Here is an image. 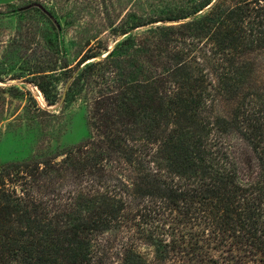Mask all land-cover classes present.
<instances>
[{"label": "trees", "instance_id": "trees-1", "mask_svg": "<svg viewBox=\"0 0 264 264\" xmlns=\"http://www.w3.org/2000/svg\"><path fill=\"white\" fill-rule=\"evenodd\" d=\"M32 4L31 29L52 36L34 84L49 106L59 77L74 98L90 95L92 136L59 162L0 167V264H98L92 235L140 230L141 219L145 246L175 263L264 264V80L252 60L264 0H198L75 62L56 10ZM233 136L254 167L231 151Z\"/></svg>", "mask_w": 264, "mask_h": 264}, {"label": "rangeland", "instance_id": "rangeland-1", "mask_svg": "<svg viewBox=\"0 0 264 264\" xmlns=\"http://www.w3.org/2000/svg\"><path fill=\"white\" fill-rule=\"evenodd\" d=\"M56 10L61 23V39L71 62L89 47L111 51L130 33L141 36L152 26L151 19L188 10L198 0H40ZM35 0H0V167L6 164L44 161L77 148L91 138L90 95H69L68 85L56 78L60 101L49 106L34 84L38 62L47 61L52 36L36 37L30 14ZM160 24V23H159ZM167 24H171L170 22ZM154 25V24H153ZM131 30L126 36L121 31ZM104 51L103 54H106ZM255 80H264V51L252 56ZM231 151L254 167L250 150L235 136L229 139ZM229 144V142H228ZM246 151V152H245ZM73 182L58 184L63 199L69 198ZM134 211L145 202L132 200ZM134 203V204H133ZM145 215V213H144ZM145 218V217H144ZM141 221L145 222L144 219ZM127 232L111 230L92 235L98 264H178L169 249L145 246V223ZM144 229V230H143ZM154 238L153 244L158 242ZM180 264V263H179Z\"/></svg>", "mask_w": 264, "mask_h": 264}]
</instances>
